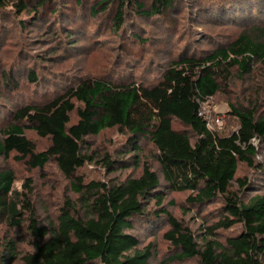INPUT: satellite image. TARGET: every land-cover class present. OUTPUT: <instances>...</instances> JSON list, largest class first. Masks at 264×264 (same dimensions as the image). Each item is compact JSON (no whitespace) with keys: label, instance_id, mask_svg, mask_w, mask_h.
<instances>
[{"label":"trees","instance_id":"obj_1","mask_svg":"<svg viewBox=\"0 0 264 264\" xmlns=\"http://www.w3.org/2000/svg\"><path fill=\"white\" fill-rule=\"evenodd\" d=\"M175 1L120 0L111 23L115 29L122 28L127 4L139 16L150 17L173 9ZM51 2L0 0V10L12 6L20 14L33 3L32 10L37 14ZM255 2L262 4L264 0ZM110 3L104 0L93 5L88 16L105 12ZM56 12L52 9L50 14ZM258 18L248 17L243 30L225 46L201 57L184 55L171 61L154 85L86 79L45 104L15 109L0 139V157L7 160L15 154L31 169L54 160L60 172L72 180L78 197L65 199L58 211L56 229L51 231L36 218L32 203L21 198L24 193L14 190L12 171L0 169V223L13 228L25 224L30 247L18 252L14 241H7L0 255L1 264L16 257L23 264H150L151 245L139 247L132 232L137 222L150 216L164 219L167 226L162 235L174 252L169 261L264 264V194L256 193L245 201V194L254 190L255 183L235 178L239 162L250 168L260 167L255 160L258 146L264 148L260 97L248 100L247 105L230 103V113L238 126L228 135H218L208 128L201 113L202 104L228 82L231 70L243 79L264 69V27L255 25ZM133 38L139 41L138 35ZM74 112L77 120L73 123ZM174 120L193 133V141L186 132L173 128ZM25 127L49 139L48 147L37 151ZM111 128L129 134L126 145L131 148L132 160L106 156L104 167L115 171L119 164L127 167L131 161L141 168L140 175L121 181L82 182L76 172L90 159L83 152L86 137ZM143 141L151 144L152 157L168 189L189 191L186 203L192 207L220 204V214L205 227L201 237L197 238L162 207L159 178L148 162L140 161ZM31 181L27 178L23 184L28 191ZM233 182L237 189H232ZM152 198L157 204L154 211L146 208V201ZM228 230L233 232L223 240L217 238L220 231Z\"/></svg>","mask_w":264,"mask_h":264},{"label":"rangeland","instance_id":"obj_2","mask_svg":"<svg viewBox=\"0 0 264 264\" xmlns=\"http://www.w3.org/2000/svg\"><path fill=\"white\" fill-rule=\"evenodd\" d=\"M101 1L104 0H81L80 3L52 0L37 14L32 10L34 2L20 14L12 6L0 10V139L11 120V113L22 106L45 104L86 79L122 85H154L161 80L171 61L184 55L201 57L234 40L248 17H259L255 25L264 27V3L256 5L255 0H176L173 9L150 17L139 16L127 4L124 25L118 30L111 21L120 0H111L108 10L95 17L88 16L90 7ZM244 8H248L247 13ZM52 9L58 12L50 14ZM133 35H138L139 41ZM255 98H259L260 109H264V69L243 79L231 70L228 82L221 84L219 92L202 104L201 111L211 130L221 136L228 135L238 126V120L230 113V103L247 105L248 100ZM71 120L76 122L75 112ZM173 128L186 132L194 140L193 133L178 121H173ZM24 132L37 151L48 147L49 139L38 137L31 128L25 127ZM128 137L129 134L119 128L87 136L83 152L90 159L76 175L84 183L139 176L141 168L131 161L127 167L119 164L115 171L103 165L106 156L112 160H132L133 153L126 145ZM141 143L140 161L148 162L159 178L158 197L162 198V207L191 229L197 238L201 237L205 227L220 214V204L202 208L189 206L186 203L189 191L168 189L160 166L152 157L151 144ZM14 156L12 154L7 160L0 157V169L12 171L14 190L24 193L21 198L26 197L32 203L39 222L54 231L58 211L65 199L78 197L73 191L72 180L60 172L54 160L42 168L31 169L25 160H17ZM255 160L260 166L258 169L239 162L235 174V178H247L255 183L254 190L245 194V201L256 193L264 194V148L258 146ZM27 178L32 180L31 191L23 185ZM237 188V183L233 182L232 189ZM146 208L154 211L156 199H148ZM139 223L134 225L132 232L139 240V247L151 245L150 264L195 262L169 261L174 252L162 235L167 228L164 219L150 216ZM25 226L13 228L0 223V255L9 240L14 241L18 252L30 249ZM232 232L220 231L217 238L223 240ZM1 259L0 256V264ZM6 263L23 264L19 257Z\"/></svg>","mask_w":264,"mask_h":264},{"label":"built area","instance_id":"obj_3","mask_svg":"<svg viewBox=\"0 0 264 264\" xmlns=\"http://www.w3.org/2000/svg\"><path fill=\"white\" fill-rule=\"evenodd\" d=\"M201 113H202V112H201ZM201 113H200V114H201ZM204 117H205V116H204ZM205 119H206V118H205ZM206 120H207V119H206ZM216 121H219V119H217ZM207 126H208V128H210V127H209V124H208V120H207Z\"/></svg>","mask_w":264,"mask_h":264}]
</instances>
